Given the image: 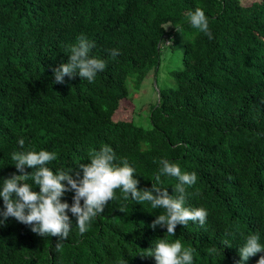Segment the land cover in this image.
<instances>
[{"label": "trees", "instance_id": "1", "mask_svg": "<svg viewBox=\"0 0 264 264\" xmlns=\"http://www.w3.org/2000/svg\"><path fill=\"white\" fill-rule=\"evenodd\" d=\"M196 8L209 20L211 40L188 21ZM189 33L175 87L148 106L150 126L113 120L131 98L128 80L139 88L150 69L157 72L162 45ZM81 35L95 43L91 55L105 70L91 83L78 75L54 83L52 70L68 62ZM104 145L135 169L140 190L156 184L174 195L175 178L155 181L161 160L195 172L185 206L206 209L205 224L189 221L168 236L149 227L163 209L116 189L83 235L68 213L73 228L59 249L57 237L9 217L0 225V264H155L146 250L163 238L193 248V264H237L249 235L264 245V0H0V188L20 175L13 152H55L47 167L74 174ZM73 195L62 202L71 205Z\"/></svg>", "mask_w": 264, "mask_h": 264}, {"label": "clouds", "instance_id": "2", "mask_svg": "<svg viewBox=\"0 0 264 264\" xmlns=\"http://www.w3.org/2000/svg\"><path fill=\"white\" fill-rule=\"evenodd\" d=\"M187 17L191 27L208 36L209 40L213 38L209 20L202 9L196 8L194 12H188ZM171 44L172 41L169 40L166 46L171 47ZM93 48L94 42L83 35L77 37V43L69 46L68 62L52 70L54 83L64 84L65 77L72 79L77 75L89 83L93 82L97 74L106 67L105 61L91 55ZM110 55L115 58L120 53L112 49ZM17 143L24 149L23 138ZM56 159L55 152L46 150L12 153L11 160L20 175L13 173L10 178L3 180L0 188V199L3 201L0 225L9 217L14 218L19 223L30 225L31 231L41 237H57L56 247L59 249L73 228L68 213L75 218V227L83 235L88 231L91 221L103 214L108 202L114 199L116 189L121 190L125 200L132 199L138 204L149 202L153 209H163L164 214L156 216L149 227L153 230L157 226L166 228L168 236H175L178 225L186 226L192 221L203 226L206 222V209L185 206L186 189L196 184L197 174L182 171L177 163L161 160V167L155 175L157 184L161 175L177 180L174 195L170 196L167 190L156 184H152L151 189H138L139 181L134 179L135 169L126 159L121 158L117 162L114 150L108 145L102 146L99 151H91L89 162L79 163L74 174H70L73 173L71 168L68 171L61 169L54 174L47 165ZM26 168L32 169V172L26 173ZM29 179L39 187L38 193L32 191V185L26 182ZM68 192L74 193L71 205L62 202V197ZM120 211L123 212L124 208ZM259 241L257 234L246 238L243 246L238 249L237 264H245L250 257L264 252V245ZM194 251L191 247L185 248L179 239L169 242L166 238L156 240L155 248L146 250L147 257L154 258L155 264H193ZM209 251L215 252L216 249ZM257 264H264V255L260 256Z\"/></svg>", "mask_w": 264, "mask_h": 264}, {"label": "rangeland", "instance_id": "3", "mask_svg": "<svg viewBox=\"0 0 264 264\" xmlns=\"http://www.w3.org/2000/svg\"><path fill=\"white\" fill-rule=\"evenodd\" d=\"M254 0H239L242 6H249ZM194 34L179 35L176 40H171V47L162 45L160 54V64L157 72L150 69L139 88L131 86L128 80L130 94L129 103L120 106L113 120H134L138 126L147 129L150 126L148 106L157 101L159 91L162 89H173L175 87V73L182 69V54L184 46L191 41ZM156 73V74H155ZM134 86V85H133ZM131 91V93H130Z\"/></svg>", "mask_w": 264, "mask_h": 264}]
</instances>
